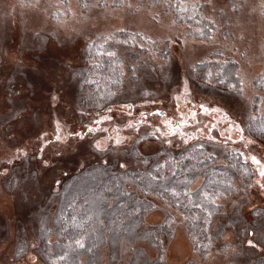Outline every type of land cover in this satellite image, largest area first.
<instances>
[{
  "label": "rangeland",
  "instance_id": "1",
  "mask_svg": "<svg viewBox=\"0 0 264 264\" xmlns=\"http://www.w3.org/2000/svg\"><path fill=\"white\" fill-rule=\"evenodd\" d=\"M172 1L0 0V172L8 169L0 175V264H32L33 256L36 264H50L41 233L48 229L47 239H56L59 194L73 177L97 167L114 174L145 172L153 164L147 156H177L197 142L219 157L215 163L228 164L238 154L250 168L235 178L236 191L218 199L216 223L227 214L240 217V223L226 226L203 254L177 208L128 183L152 203L143 227L168 230L160 235V247L144 238L107 240L95 264L264 261V251L247 244L253 238L249 232H255L256 241L264 237V218L259 217L264 178L250 159L255 155L264 164V142L248 131L249 115H264V0H190L212 27L208 40L189 34L186 23L171 11ZM117 31L135 34L131 42L110 39L123 59L122 84L100 110L88 109L82 77L90 64V46ZM211 57L238 63L243 81L238 91L196 79L195 63ZM202 104L223 108L230 120L221 112L202 111ZM126 105L131 107H122ZM106 116L111 119H101ZM232 121L244 128V140L235 126L229 129ZM129 122L132 126L125 127ZM89 125L96 131L89 133ZM76 132L84 138L68 135ZM117 135L123 141L119 156L128 164L125 169L118 166L115 152L91 147L95 140ZM248 140L253 143L245 147ZM202 180L198 177L190 189Z\"/></svg>",
  "mask_w": 264,
  "mask_h": 264
},
{
  "label": "trees",
  "instance_id": "2",
  "mask_svg": "<svg viewBox=\"0 0 264 264\" xmlns=\"http://www.w3.org/2000/svg\"><path fill=\"white\" fill-rule=\"evenodd\" d=\"M193 6L190 0H175L172 1L171 11L176 19L186 23L190 35L208 40L212 36V27L208 19ZM134 36L129 31H117L99 38L90 46V64L82 77V96L88 109L100 110L113 99L112 94L122 84L120 64L123 59L116 52L115 56L109 55L116 50L110 39L120 38L131 42ZM194 74L198 81L214 83L222 89L238 91L241 88L239 65L231 58L211 57L198 61L194 65ZM149 115L150 113L146 114ZM256 117L257 121L252 122L251 127L248 122V131L253 138L264 142V136L253 131V128L259 127V121L264 115ZM207 152L206 147L197 142L177 156L170 154L162 159L158 157L161 153L147 156L153 158V164H149L148 171L145 172L114 174L103 167H97L73 177L59 194L53 230L56 239L49 243L47 238L50 230L45 229L41 233L42 251L49 263L95 264L99 249L107 240L117 241L124 237L144 238L160 247V235L168 227H158L157 231L143 227L144 215L152 203L147 197L138 196L134 189L128 187V183L142 193L158 195L177 208L186 217L198 250L203 254L208 253L213 240L218 239L226 226L240 223V217L230 214L216 223V217L221 213L218 199L236 191L235 178L244 176L247 171L250 172V168L238 154L232 155L230 162L225 164L215 163L219 157ZM149 172L152 177H149ZM157 174L165 179H155ZM200 176L203 178L202 183L196 189H190ZM173 187L179 193L178 196L170 191ZM204 193L208 196L205 197ZM259 217L264 218V210ZM214 222L215 230L212 228ZM81 238L83 248L75 244ZM59 257H64V260H59Z\"/></svg>",
  "mask_w": 264,
  "mask_h": 264
},
{
  "label": "snow or ice",
  "instance_id": "3",
  "mask_svg": "<svg viewBox=\"0 0 264 264\" xmlns=\"http://www.w3.org/2000/svg\"><path fill=\"white\" fill-rule=\"evenodd\" d=\"M127 6L128 7H132L131 3H129ZM193 7H195V5ZM109 55L115 56V53L114 52H110ZM132 74L135 75V69L133 70V73ZM241 83H243V81H241ZM185 88L187 89V82H185ZM241 94H242V90H241ZM112 95H115V93H113ZM53 99H55V97H53ZM122 107H131V105H126V106H122ZM200 108L204 112H210V111L221 112V113H223V118L225 120H230V117L228 116V113L225 112L223 108L209 109V108H207L203 104L200 105ZM108 111L110 112L111 111V108H109ZM129 115H131V113H129ZM143 115H144V113H141V116H143ZM192 115L195 116V113L193 112ZM101 119H111V117L110 116H106V117H102ZM256 121H257V117L255 115H251L250 114L249 115L250 127H251L252 122H256ZM185 122L186 121H184V120H181L180 121L181 124H183ZM165 124L169 127L170 131H173V132L176 131L175 128H172L171 127L170 122L165 121ZM131 126H132L131 122H129V124L125 125V127H131ZM233 126H235V128L241 134L239 136V139L240 140H244L245 139L244 136H243L244 128L241 127L240 124L235 123L234 121H232V122L229 123V129H231ZM87 131L89 133H91V132L96 131V129H94L93 127H91L89 125L87 127ZM253 131L259 132V134L261 136H264V117H262L261 120L259 121V127L258 128H253ZM68 135L69 136H76V137H79L80 139H83L85 134L82 133V132H76V133H69ZM181 135L184 136L186 134L183 133V132H181ZM56 139L57 140L60 139L59 135H57ZM109 141H110V143H109ZM122 142H123L122 141V138H120L117 135V137H115V138H110V137L109 138H105V140L103 142L101 140H95L94 143L91 145V147L95 148L97 151L104 152V153H107V152H115L117 154L116 155V162H117L118 166L120 168H122V169H125V168L128 167V164H127V162H126V160L124 158H122V157L119 156L120 146H121ZM165 142L166 143H171V141H165ZM185 142H187V141H185ZM251 143H253V141L252 140H248L247 143L244 146L247 147L248 144H251ZM113 145H115V147H113ZM24 155L26 156L27 154L24 153ZM15 158L16 157L13 156L12 159H9L8 160V163L11 164ZM250 159L252 160V162L255 165L258 166L259 176L262 177V178H264V164H262L261 161L255 155H251ZM43 163H44L45 166H47L49 162L47 160H44ZM104 163L105 164H108L109 161L108 160H105ZM158 167H159V165H158ZM7 172H8V169L7 168H4L3 171L0 172V175L6 174ZM148 175H149V177H152V173L151 172H149ZM154 178L157 179V180L165 179V177H162L159 174H157V176L154 177ZM193 179H195V177H193ZM57 183H59V181H57ZM257 183H259V181H257ZM260 186L262 188H264V184H261ZM170 191L175 196H178L179 195V193L177 192V190H176L175 187L171 188ZM186 191H188V190L186 189ZM204 195H205V197L208 196L207 193H204ZM214 202L215 201L213 200V203ZM210 215H211V213H209V216ZM249 236H251L253 238L252 239H248L247 240V244L250 247L259 248L261 251H264V237H262L260 241H256L255 240V232L254 231L253 232H249ZM49 243H51V241H49ZM75 244L78 247L83 248L84 247L83 238L77 239L75 241ZM33 247H35V246H33ZM58 259L61 260V261H63L64 260V257H59ZM32 264H36V257L35 256L32 257ZM261 264H264V261H262Z\"/></svg>",
  "mask_w": 264,
  "mask_h": 264
}]
</instances>
